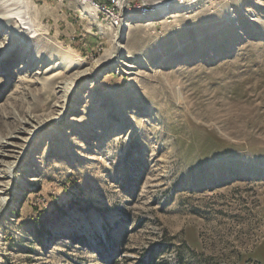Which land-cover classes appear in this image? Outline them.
<instances>
[{"label": "rangeland", "instance_id": "rangeland-1", "mask_svg": "<svg viewBox=\"0 0 264 264\" xmlns=\"http://www.w3.org/2000/svg\"><path fill=\"white\" fill-rule=\"evenodd\" d=\"M91 1L0 0V264H264V0Z\"/></svg>", "mask_w": 264, "mask_h": 264}, {"label": "bare ground", "instance_id": "bare-ground-1", "mask_svg": "<svg viewBox=\"0 0 264 264\" xmlns=\"http://www.w3.org/2000/svg\"><path fill=\"white\" fill-rule=\"evenodd\" d=\"M80 2L83 5V9L85 11H92L94 13L98 9L91 0H80ZM180 2H181V0H177L176 2H174L173 4L170 5L171 7H174L175 9H174L173 13H170L171 17H169V18H172L173 17L175 19V17L178 16V15H176L177 10H179L180 8H182L184 6L183 4H185L187 1H185V3L184 2H181L180 3ZM159 7H160V9L162 8V6H158L157 8H159ZM21 16H24V18L21 17ZM2 18L4 19L5 22L8 21L7 23H5V26H7V27L10 26V21H12V20H10V18H12L13 20L15 19L14 21H16L17 24H19V26H18L19 28H20L21 25L23 27L25 25L24 29L27 32L28 31L30 33H33V32L35 33L36 32V26L34 25V22L30 19V16H28L25 13V11H23L21 13H17V15H13V16L4 15ZM152 20H150V21H148V23H146L144 25H140V26L145 27V28H150V27L156 26L158 24H165V23H169L170 22L169 19H166V20L163 19L162 21H159L158 23L156 22V20L155 21H152ZM133 28L134 27H131V30ZM14 31H17V29L14 30ZM117 38H119V33L117 35ZM42 55L37 58L38 61H40ZM54 56L57 57L55 60H53ZM54 56L52 57V55L51 56H48V54H46L45 57H47V60L45 61V58H43V60L40 61V62H43L44 61V64H47L49 61H52L51 64H53V66L48 71H46L43 74H47V73H50L53 70H55V72L53 71V73H52L51 76H49V77H47L45 79V82L43 83L45 89H48L49 90L50 87L53 84V81H55V80H62V78L65 77V76H63L64 74L62 73V71H57V70H60V69L64 70L66 68L67 69L68 68H74V69L76 68V71H75L74 74H79V76L85 75L84 74L85 72L84 71H81V68L83 67V65H82L83 63H82L81 59L79 58V56L74 55L72 51L68 50L67 48H64L63 46H59V47H57V53ZM56 61H58L59 63H57ZM70 90H71V88H68L67 85H66L65 92L68 94L70 92ZM52 92H54V91H52ZM48 121L40 124L41 126L39 127V129L42 128V126H45V124ZM34 134L36 135V131H35ZM6 138L9 139V140H12V139H16L18 137H13V136H9L8 135ZM8 142L6 144H4L3 142H0V149L3 150L4 148L9 147L8 144H12V143H10V142L8 143ZM63 242L65 244L69 243L68 239L63 240Z\"/></svg>", "mask_w": 264, "mask_h": 264}, {"label": "water", "instance_id": "water-1", "mask_svg": "<svg viewBox=\"0 0 264 264\" xmlns=\"http://www.w3.org/2000/svg\"><path fill=\"white\" fill-rule=\"evenodd\" d=\"M147 1H151L153 3V5H155V6H158V5L168 6V5L176 2L177 0H147Z\"/></svg>", "mask_w": 264, "mask_h": 264}, {"label": "built area", "instance_id": "built-area-1", "mask_svg": "<svg viewBox=\"0 0 264 264\" xmlns=\"http://www.w3.org/2000/svg\"><path fill=\"white\" fill-rule=\"evenodd\" d=\"M111 2H113V4H121V5H127L126 4V0H111ZM96 5H106L103 4L102 0H96Z\"/></svg>", "mask_w": 264, "mask_h": 264}]
</instances>
